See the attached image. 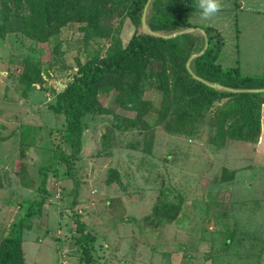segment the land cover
I'll list each match as a JSON object with an SVG mask.
<instances>
[{
	"label": "rangeland",
	"instance_id": "374dc122",
	"mask_svg": "<svg viewBox=\"0 0 264 264\" xmlns=\"http://www.w3.org/2000/svg\"><path fill=\"white\" fill-rule=\"evenodd\" d=\"M237 4L240 6V1ZM247 14L255 15L240 11V16L246 17L242 23L245 31L235 22L238 18L224 25L232 47L222 65L240 67L244 75L260 76L264 61L253 55L258 52L253 49L258 30L252 28ZM202 21L208 22L209 17ZM134 31L132 22L126 20L121 32L124 45ZM29 42L19 34L0 38V133L7 137L20 124L41 127L24 156L17 133L0 141V242L18 216L17 203L33 195L32 189L20 183L21 167L28 170L31 181L39 182L38 168L48 161L56 139L48 129L62 126L63 119L47 104L72 80L78 61L85 63L95 54H105L110 46L106 40L95 39L85 44L77 23L63 28L50 43L37 45L41 47L44 83L36 85L26 99L18 89L17 77ZM57 44L58 55L53 53ZM146 97L159 106L160 94L149 92ZM111 100V95L101 96L105 107H114ZM117 113L135 115L122 109ZM262 115L258 143L234 142L222 152L207 143L206 129L190 139L170 136L158 127L151 154L118 148L102 151L103 128L98 124L95 131L90 129L84 137L82 160L77 162L81 185L77 204L71 203L72 182L51 173L45 215L34 219L33 230L24 233L26 264H80L74 245V212L98 239L94 254L99 264H264V106ZM111 168L121 174V185L107 184ZM225 168L236 172L230 184L219 180ZM164 190L169 191V201L181 199V214L171 223L151 224L146 218ZM236 229L243 239L238 243L241 249L236 250L237 243L230 250L223 249L225 232Z\"/></svg>",
	"mask_w": 264,
	"mask_h": 264
},
{
	"label": "trees",
	"instance_id": "16d2710c",
	"mask_svg": "<svg viewBox=\"0 0 264 264\" xmlns=\"http://www.w3.org/2000/svg\"><path fill=\"white\" fill-rule=\"evenodd\" d=\"M149 0H0V38L21 35L30 41L21 59L22 71L17 77L23 98H29L36 85L44 83L43 61L39 44L50 43L70 24H79L83 42L106 40L110 43L105 54H95L85 63L78 61L77 72L64 90L54 93L47 108L63 119L62 126L49 128L53 140L52 154L38 168L39 182L31 181L28 170L22 166L20 183L32 194L17 203L19 212L10 231L0 242V264H26L23 251L24 233L33 230L34 219L45 215V206L51 192L47 183L52 173L57 178L72 182L71 203L77 204L80 179L77 162L82 160L85 134L98 124L103 128L100 139L102 151L118 148L125 151L152 153L160 127L168 135L193 139L207 131V143L222 152L234 143L259 142L262 135V107L264 93L229 92L213 88L195 78L193 73L210 83L230 89H263L264 75H244L240 67H224L219 59L226 45L224 35L214 27L198 26L192 22L200 0H151L146 22L161 35H172L188 29L192 32L163 38L143 29L142 17ZM130 20L135 31L124 45L122 28ZM60 54V44L53 49ZM160 94L159 106L147 93ZM112 97L114 107H105L101 96ZM118 109L135 113L129 117L117 113ZM156 119L152 122L148 119ZM40 128L20 124L9 136L0 133V141L19 135L21 155L34 145L35 133ZM131 136L126 139L125 136ZM136 137V141H134ZM49 145L46 146L48 148ZM143 146V147H142ZM49 149V148H48ZM236 172L223 169L220 183L230 184ZM122 184L118 170L111 168L107 184ZM164 190L146 218L151 224L171 223L181 214V199L168 200ZM212 200V196L210 197ZM74 245L80 253V264H99L95 257L98 240L88 230L77 212L72 215ZM223 249L241 247L239 231L225 232ZM38 240H43L39 238ZM255 248V245H251ZM230 250V249H228ZM238 253V252H237Z\"/></svg>",
	"mask_w": 264,
	"mask_h": 264
},
{
	"label": "crops",
	"instance_id": "0c3cea01",
	"mask_svg": "<svg viewBox=\"0 0 264 264\" xmlns=\"http://www.w3.org/2000/svg\"><path fill=\"white\" fill-rule=\"evenodd\" d=\"M238 1H240V6L237 4ZM219 3L221 5L220 8L223 9L222 10L220 9L216 13L210 15L208 22H203L202 18H199L200 11H198L193 16L194 18H196V20H192V21H196L193 23L198 26L214 27L224 35L226 40V45L221 53V57L219 59L220 63L222 64L223 60L227 58L228 52L230 51L229 46H231L230 41L225 36L224 25L229 21V19L234 18L235 20L236 18H238L235 22L241 25L240 27L241 31H245L244 28L245 24L243 25L242 23L245 22L246 17L240 16V11H246L247 13L255 14L254 16H250L249 14L246 15L249 21L252 20L250 22L252 28L254 27L256 29V33L258 30V34L255 35V37H253L258 43L254 45L253 49H257L259 53L258 52L253 53V55H256V57L259 56V58L260 57L263 58L264 61V0H219ZM252 17H256V18L252 19ZM205 24L208 25L206 26ZM258 27H260V32H262V34L259 32ZM198 31L200 30L198 29Z\"/></svg>",
	"mask_w": 264,
	"mask_h": 264
},
{
	"label": "water",
	"instance_id": "95a60500",
	"mask_svg": "<svg viewBox=\"0 0 264 264\" xmlns=\"http://www.w3.org/2000/svg\"><path fill=\"white\" fill-rule=\"evenodd\" d=\"M150 1H151V0H149L147 6L145 7L144 14H143V17H142V25H143V29H144V30L150 32V33L153 34V35H156V36H159V37H163V38H172V37H175L176 35L183 34V33H187V32H192V31H193V29H188V30H185V31H182V32H179V33L172 34V35H161V34H158V33L153 32V31L148 27L147 22H146L147 11H148V7H149V4H150ZM199 30H200V32H202V33L204 34V37H205V39H206L205 49H204L201 53L192 56V57L190 58L188 64H187V67H188L190 73H191L195 78L199 79L200 81H202L203 83H205V84L208 85V86H211V87H213V88H217V89L221 88V89L226 90V91H229V92H254V93H264V88H263V89H230V88H227V87H222V86H220V85H218V84L210 83V82H208V81H206V80H204V79H202V78L197 77V76L193 73V71H192V69H191V67H190V63H191V61H192L194 58L201 56V55L205 52V50L208 48V45H209L208 36H207L206 32H205L203 29H199Z\"/></svg>",
	"mask_w": 264,
	"mask_h": 264
},
{
	"label": "clouds",
	"instance_id": "9594fccd",
	"mask_svg": "<svg viewBox=\"0 0 264 264\" xmlns=\"http://www.w3.org/2000/svg\"><path fill=\"white\" fill-rule=\"evenodd\" d=\"M220 6L219 0H200V17L202 19L208 18L210 15L216 13L220 9Z\"/></svg>",
	"mask_w": 264,
	"mask_h": 264
}]
</instances>
